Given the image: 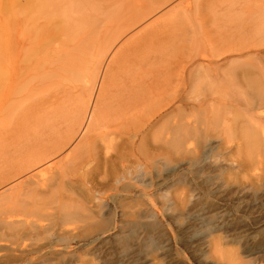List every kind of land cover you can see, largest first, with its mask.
Listing matches in <instances>:
<instances>
[{"label":"bare ground","instance_id":"6f19581e","mask_svg":"<svg viewBox=\"0 0 264 264\" xmlns=\"http://www.w3.org/2000/svg\"><path fill=\"white\" fill-rule=\"evenodd\" d=\"M112 1L0 0V11L3 14L2 20L0 19V129L8 130L16 116L24 114L21 112V105L24 106L23 110L27 107L23 104L27 98L17 95V88L21 83L30 85L36 79L41 83L49 78L47 76L56 67L67 68L64 62L77 44L72 47L54 44L64 41L63 36L72 32L67 27L75 28L79 23L98 19L100 15L109 19V15L116 12ZM129 1L132 5L130 18L133 24L127 29L151 18L152 22L145 28H143L144 25L141 28L131 29L126 33V35L130 34L126 39L118 37L113 42H108L109 39L99 38L103 41L98 42V48L103 50L108 42L106 47L108 49L99 54L91 66L94 71L93 82L87 91L94 90L99 77L95 97H88L85 101L82 98L77 100L72 115L67 118L66 126L69 127L62 136L49 139L48 143L46 141L45 144L23 152L19 157L17 156L18 159L14 163L11 162L12 165L9 168L0 173V241L9 242V245L8 243L6 245L9 253L0 261V264L71 262L74 255L60 256L58 245L68 248L73 241L76 243L89 236H92L90 242L95 244L106 240L101 239V234L97 233L105 229V221L108 222L104 215H107V219L110 218L105 213L100 215L103 211L99 200L101 197L96 196V192L100 193V190L105 189L104 186L111 187L108 182V172L111 171L108 161L111 158L119 160L120 152L114 146L120 145L115 140L120 139V110L124 114L127 110L138 107L142 114L137 118L136 115L134 117L131 112H127L129 117L125 119V124L133 125V121L136 120L142 122L139 124L135 122L133 127H127L123 131V134L128 135L130 153L135 154L134 152L138 149L134 137L140 138L144 144L143 159L138 157L137 161L147 162L156 153L162 155L166 161L174 157L176 155L173 156L174 153L184 155L190 152V149L186 152L185 147L191 137L214 136L216 131H221L225 135L221 139L237 131L241 133L246 143L264 145V0H248V3L244 5L239 3L237 13L241 20L233 26L235 27L233 31L241 36L239 40H236L238 42L221 48H211L208 53L202 54L207 59L206 63L197 61L195 55L187 60L184 66L178 61L181 68L177 65L178 69L175 71H164L162 75L166 77L161 81H157L156 78L151 79V81L155 80V87L161 90L157 93H153L156 91L153 84L142 86L139 80H136L137 75H133L135 69L146 72L143 69L145 53L132 55L129 58L132 66L126 71L123 69V73L120 71L121 54L131 47L137 51L150 42H154L155 47L166 46L165 50L169 53L174 51L184 53L189 30L182 17L189 16V12L210 11L211 5L216 0ZM221 1L218 0L219 3ZM227 1L230 3V0ZM168 4L172 5L171 10L160 14L162 6ZM157 13L159 16H156ZM19 18L21 21L17 23H21V26L13 27ZM170 20H173V29L176 28L179 32L177 30V33L172 32V28H169ZM168 33L173 34L172 37L168 36ZM42 37L47 41L43 47L39 46L38 42ZM236 37L238 36H231L232 39ZM242 40L244 42H241ZM118 43L120 48L114 50ZM108 50L110 52L114 50L111 57L114 58L111 59L115 64L113 67L111 60L105 63ZM221 56L224 60L218 63V58ZM46 60L50 67L43 69ZM170 63V59L164 61V64ZM223 67L226 69L219 72L218 70ZM120 78L128 81L121 89L118 83ZM190 86L199 88V92L194 96L185 94ZM209 89L212 90L208 91ZM122 92L127 94H124L121 100L123 104L120 107ZM133 100L136 103L132 102ZM33 102L36 101L33 100ZM113 114H116L118 118ZM170 115H172L170 123L160 132L158 138L152 134L150 141L149 132L159 121ZM24 116H21V119ZM109 116H113L115 121L110 120ZM117 119L119 123H116ZM109 120L116 123H111L114 127L108 124L109 128L113 127L111 131H107L108 127L105 126ZM219 132L218 134H221ZM94 138H98L101 143ZM96 142L100 143V149L99 146L96 148L99 149L98 151L94 150L99 145ZM223 142H218L217 145L208 144L213 156H218ZM252 145H250L251 148ZM91 149L95 151L93 160L97 163V166L95 163L96 168L90 167L94 164H88L90 169L76 176L74 174L76 160L88 154ZM66 150L68 151L65 153ZM249 151L248 153H251ZM89 154L88 157L92 158V154ZM89 158L84 161L80 159L79 164H87ZM125 168L130 167L125 166ZM141 168L143 172L141 171L140 175L146 174V168L142 163L135 166V170H142ZM207 168L209 166L203 164L197 168V172L191 171L193 177L195 174L199 176L200 171ZM212 168L210 167L209 170ZM189 175L190 172L180 177L181 181L190 182ZM118 192L119 189L115 193ZM144 194L147 200L152 201L149 193ZM90 201L94 207H97L96 209L88 205ZM106 203L109 204V202ZM39 208L47 211L43 219L33 217L35 215L33 211L37 209L39 211ZM113 209L111 207L112 213H114ZM84 211L86 213L83 215L78 214ZM74 214L80 215L81 220L86 224L78 228L63 229L66 219ZM97 217L99 220L95 219ZM78 229L80 230L77 231ZM95 232L97 235L93 236Z\"/></svg>","mask_w":264,"mask_h":264},{"label":"rangeland","instance_id":"374dc122","mask_svg":"<svg viewBox=\"0 0 264 264\" xmlns=\"http://www.w3.org/2000/svg\"><path fill=\"white\" fill-rule=\"evenodd\" d=\"M247 1L230 0L228 3L227 0H222L219 3L216 0L211 5L210 11L189 12V16L182 17L189 30L184 53L166 52V46L155 47L154 42L144 44L137 51L131 47L125 52L122 51L124 53L120 57V71L123 73V69L126 71L132 66L129 63V58L132 55L135 56L144 52L143 69L146 72L143 73L141 69H135L133 75H137L136 80H139L142 86L153 84L156 90L153 93L161 91L155 87V80L151 81V79L156 78L157 81H161L166 77V75H162L164 71L172 72L178 67L181 68L193 55L196 56L197 61L206 63L207 59L202 54L208 53L211 48H221L224 45L238 42L236 40H239L241 36L233 31L235 28L233 26L241 20L237 13L239 3L244 5L248 3ZM112 3L116 12L111 15L106 14L110 16L109 19L100 15L98 19L94 18L85 23H79L75 28L68 26L67 28L71 29L72 32L63 36L64 41L54 43L63 47H72L77 44L64 62V66H67L66 69L56 67L47 76L49 78L41 83L36 79L30 85L21 83L18 86L17 95L27 98L23 103L27 107L24 111L22 109L24 106L21 105V112L24 114H19V118L16 116L15 122L13 121L8 130L0 129V173L9 168L12 165L11 162L14 163L23 152L45 144L46 141L48 143L49 139L62 136L69 127L66 126L67 118L72 115L77 100L82 98L85 101L88 97H95L99 77L96 80L98 82H96L94 90L87 91L93 82L94 71L91 66L99 54L107 51V43L113 42L118 37L126 39L130 35H126V33L131 29L141 28L144 25L143 28H145L152 22L151 18L138 22L134 27L127 29L133 24L130 18L132 11L130 1L113 0ZM162 7L160 14L170 11L172 5L168 4ZM156 16H159V13ZM2 18L3 14L0 11V19L2 20ZM20 21V18L16 20L13 27L19 28L21 23L17 22ZM169 28H172V32H176L177 29H173V20H170ZM177 32L179 31L177 30ZM171 33H168V36L172 37L173 34ZM231 36L238 37L232 39ZM99 38L109 39L103 50L98 48V42L103 41ZM38 42L39 46L42 47L47 43L43 37ZM119 44L114 47V50L120 48ZM114 50L111 52L108 50L106 64L114 59L111 58ZM164 51L165 53H163ZM166 59H170L171 63L164 64ZM218 59V63L224 60L222 56ZM178 61L181 62L182 66L179 65ZM44 65L43 69L50 67L47 60ZM177 65L178 67H176ZM225 69L226 67H223L218 71L222 72ZM122 81V78L118 81L120 89L124 88V84L128 82L127 80ZM210 90L212 89L208 91ZM126 92L120 93V101L124 94H127ZM198 92L199 88L190 86L186 89L185 94L194 96ZM132 102L136 103L135 100ZM122 104L121 101L120 107ZM127 112H131L137 118L142 116L138 107L127 110ZM127 112L123 114V111L120 110V120L117 119L116 122L119 123L118 120L120 121V139H115L120 145L114 146L120 152L119 160L111 158L108 161L111 170L108 172V179L110 180L112 177L108 182H110L112 189L107 185L104 186L106 190H100V193L96 192V196L101 197L99 200L103 211H100V215L108 214L111 221L107 219V215H104V218L108 220L107 223L104 220L105 229L99 233H93V236L101 234V239L106 240L95 244V242H90L92 236H89L76 243L73 241L68 248L58 245L61 252L60 256L74 255L72 263L61 262L60 264H264V145L261 142V146L246 143L241 133L237 131L230 136L226 135L227 137L223 139L227 140L223 142L224 140L221 138L225 135L221 131H218L221 134L216 131L217 136H204L203 138V135L202 137L196 135L191 137L192 141L190 140L185 147L186 152L188 149L190 152L184 154L185 156L178 151L180 154L174 153L173 156L176 155L166 161L162 155L154 152L156 153L154 157L147 162L137 161L138 157L143 159L144 144L140 138L134 137L138 149L134 152L135 154L130 153L128 135L123 134V131L127 127H133L135 122L139 124L142 121H133V119V125L125 124V119L129 117ZM23 115L25 116L21 119ZM113 115L115 117L116 114ZM114 117L109 116L110 120L115 121ZM171 118L172 115L166 116L155 125L149 132L150 141L152 134L158 138L160 132L170 123ZM109 121L105 124V126L107 125L106 128L108 127L107 131L113 129L114 126L111 123L116 124ZM108 124L113 127L109 128ZM103 129L105 132L104 127ZM109 136L112 137L113 135ZM96 139L98 142L100 141L98 138ZM96 139L94 138L95 141ZM218 142L223 143L216 157L211 154L208 144L217 145ZM100 143L97 146L95 144V151L100 149ZM248 145L250 149L247 148ZM98 146L99 149H96ZM68 150L64 152L66 153ZM92 151L93 149L89 151L92 158L88 157L89 153L80 158L83 161L89 158L87 164H79L80 159L76 160L74 165L76 176L87 169L89 170L88 164H94L89 166L96 168L97 163L93 160L95 151L93 153ZM138 163H142L146 168V174L140 175L141 171L143 172L142 168V170H135ZM203 164L208 165L209 168L200 171L199 176L195 174L193 177L192 172ZM125 166L130 168L127 169ZM210 167H213L212 170H209ZM188 172H190V182L183 183L181 178ZM117 179L119 180L117 181ZM113 188L119 189V192L115 193L117 190H113ZM102 192L107 194L104 195ZM142 192L149 193L152 201L147 200L148 198ZM111 193L115 196L113 197ZM103 197L105 199H102ZM110 199H114V201ZM88 205H91L92 209L97 208L93 206L91 201ZM109 205L110 207H108ZM44 207L47 208V206ZM111 207L114 208V213L111 212ZM45 210L40 209L38 211L37 209L33 211L35 215L32 216L43 219L46 215L45 212H47ZM47 210L51 211L48 208ZM84 213L86 212H78L80 215ZM78 214L68 217L63 229L68 230L85 225L86 223L81 220ZM95 219L99 220L98 217ZM109 222L110 225H108ZM106 242L108 243L106 244ZM7 243L9 245L7 241H0V261L9 253V250L6 249ZM54 262L56 261L50 264H54Z\"/></svg>","mask_w":264,"mask_h":264}]
</instances>
